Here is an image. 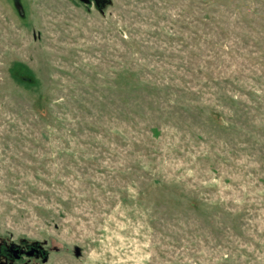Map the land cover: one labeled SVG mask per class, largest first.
I'll list each match as a JSON object with an SVG mask.
<instances>
[{
    "label": "rangeland",
    "instance_id": "obj_1",
    "mask_svg": "<svg viewBox=\"0 0 264 264\" xmlns=\"http://www.w3.org/2000/svg\"><path fill=\"white\" fill-rule=\"evenodd\" d=\"M0 263L264 264V0H0Z\"/></svg>",
    "mask_w": 264,
    "mask_h": 264
},
{
    "label": "water",
    "instance_id": "obj_2",
    "mask_svg": "<svg viewBox=\"0 0 264 264\" xmlns=\"http://www.w3.org/2000/svg\"><path fill=\"white\" fill-rule=\"evenodd\" d=\"M80 1L86 2V0H80ZM10 249H11V251L13 253V257L15 259L20 258L22 253H24L27 256H33L34 254L39 255V253L41 252L40 251L41 248L39 246L38 247H31L28 251H23V250H20L19 248H17V246L15 244H12ZM41 254H43V261H46L47 255L45 254V252L42 251Z\"/></svg>",
    "mask_w": 264,
    "mask_h": 264
},
{
    "label": "flooded vegetation",
    "instance_id": "obj_3",
    "mask_svg": "<svg viewBox=\"0 0 264 264\" xmlns=\"http://www.w3.org/2000/svg\"><path fill=\"white\" fill-rule=\"evenodd\" d=\"M106 2H107V0H86V2H83V3L86 4V5L94 4L95 6L101 8ZM8 253H9L10 257H13V253H12L11 249L8 251ZM22 254H21V256H22ZM21 256H20V258H21ZM20 258H18V259H20ZM0 264H2V263H0Z\"/></svg>",
    "mask_w": 264,
    "mask_h": 264
}]
</instances>
